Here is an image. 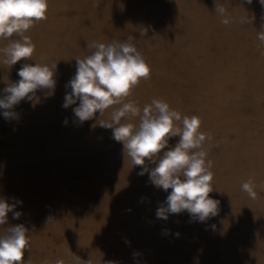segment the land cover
I'll list each match as a JSON object with an SVG mask.
<instances>
[{
	"label": "rangeland",
	"instance_id": "1",
	"mask_svg": "<svg viewBox=\"0 0 264 264\" xmlns=\"http://www.w3.org/2000/svg\"><path fill=\"white\" fill-rule=\"evenodd\" d=\"M221 5L228 25L216 11ZM260 31L259 0H48L47 18L25 33L36 45L32 57L9 66L0 53V98L19 81L25 63L56 65L53 89L22 100L13 118L0 109V198L15 205L0 235L23 224L30 236L24 259L31 264H264ZM130 36L151 73L124 102L142 110L162 99L182 117L198 116L200 130L212 136L205 145L214 173L209 197L219 203L206 221L187 210L167 213V219L156 215L167 207L171 189L156 187L150 173L179 137L135 166L113 130L101 126L121 105L83 123L74 113L79 101L63 107L76 59L94 51L89 45ZM11 39L18 37L0 38V49ZM124 122L138 126L140 119ZM250 177L257 184L255 200L240 187ZM17 211L21 216L14 219Z\"/></svg>",
	"mask_w": 264,
	"mask_h": 264
},
{
	"label": "clouds",
	"instance_id": "2",
	"mask_svg": "<svg viewBox=\"0 0 264 264\" xmlns=\"http://www.w3.org/2000/svg\"><path fill=\"white\" fill-rule=\"evenodd\" d=\"M259 2L264 6V0ZM247 3L251 4L252 0H247ZM216 11L223 17L221 23L228 25L230 18L226 9L221 5L216 7ZM47 12L48 0H0V38L10 39L14 34L18 37L0 49L3 63L12 66L32 57L36 45L25 33L36 22L45 20ZM257 39L260 41L258 47L264 45V31L258 32ZM133 40L130 36L124 42L90 44L94 51L83 59H76L77 70L69 81L72 91L65 96L63 107L68 108L79 101L74 113L83 123L92 119L97 112L103 115L110 106L121 105L112 112L111 122L102 121L101 126L113 130V138L123 143L135 166H143L146 160L154 159L168 146L169 139L179 137L174 147L163 152L150 173L156 187L164 191L171 189L166 200L167 207L161 206L156 215L167 219V213L187 210L192 217L206 221L217 214L219 203L209 197L213 191L214 173L211 171L213 162L207 158L205 145L212 140V136L200 130L202 121L198 116L182 117L162 99L154 98L142 110L133 102H124L142 79H150L151 73L150 65ZM53 68L56 65L25 63L22 66L18 71L19 81L9 83L0 98V109H4L6 119L15 116L12 109L22 100L26 98L32 101L37 90L54 88ZM129 116H139V125L122 123V118L126 120ZM64 123L67 124V120ZM146 171L145 168L138 174L144 175ZM240 187L250 199L257 198V184L253 178L250 177ZM14 207V204L0 198V226L8 222V213L13 212ZM20 216L21 213L17 211L13 218ZM47 222L54 221L49 217ZM29 244L28 229L23 224L7 227L5 234L0 235V264H31L30 260L24 259ZM56 264H66V261L57 259ZM107 264L115 262L109 261Z\"/></svg>",
	"mask_w": 264,
	"mask_h": 264
}]
</instances>
